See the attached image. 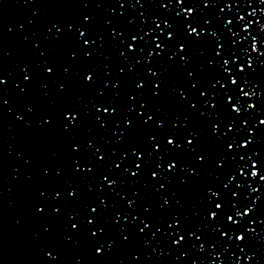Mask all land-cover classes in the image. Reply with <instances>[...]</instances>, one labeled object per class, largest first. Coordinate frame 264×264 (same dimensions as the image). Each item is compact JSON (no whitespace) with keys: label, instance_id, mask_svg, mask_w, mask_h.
Here are the masks:
<instances>
[{"label":"water","instance_id":"obj_1","mask_svg":"<svg viewBox=\"0 0 264 264\" xmlns=\"http://www.w3.org/2000/svg\"><path fill=\"white\" fill-rule=\"evenodd\" d=\"M261 177L264 0H0V264H264Z\"/></svg>","mask_w":264,"mask_h":264},{"label":"snow or ice","instance_id":"obj_2","mask_svg":"<svg viewBox=\"0 0 264 264\" xmlns=\"http://www.w3.org/2000/svg\"><path fill=\"white\" fill-rule=\"evenodd\" d=\"M245 27H247V26H245ZM190 31H192V32H195V31H196V29H194V28H193V29H190ZM226 63H227V61H226ZM89 78H90V77H89ZM233 83H235V81H233ZM244 95H247V93H244ZM234 107H235V106H234ZM169 143H172V141H171V140H169ZM256 174H257V173H256V171L254 170V171L252 172V175H253V176H255ZM153 175H155V173H154ZM261 178H262V179H264V177H261ZM216 207H217V208H220V207H221V205H220V204H217V205H216ZM237 214L239 215V213H237ZM211 215H213V216H214V215H215V213H211ZM228 219H229V220H232V217H231V216H229V217H228ZM73 227H75V226H73ZM236 238H237L238 240H241V239H243V237H241V236H237ZM97 251H100V250H99V249H97Z\"/></svg>","mask_w":264,"mask_h":264}]
</instances>
